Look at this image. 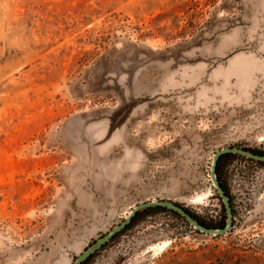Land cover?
Here are the masks:
<instances>
[{
    "label": "rangeland",
    "instance_id": "374dc122",
    "mask_svg": "<svg viewBox=\"0 0 264 264\" xmlns=\"http://www.w3.org/2000/svg\"><path fill=\"white\" fill-rule=\"evenodd\" d=\"M226 147L264 151V0H0V264H73L155 199L218 220ZM223 173L229 232L156 213L88 264H264V163Z\"/></svg>",
    "mask_w": 264,
    "mask_h": 264
},
{
    "label": "water",
    "instance_id": "95a60500",
    "mask_svg": "<svg viewBox=\"0 0 264 264\" xmlns=\"http://www.w3.org/2000/svg\"><path fill=\"white\" fill-rule=\"evenodd\" d=\"M226 153H232V154H239L242 156H245L247 158H251L257 161L264 162V154H257L254 153L250 150L241 148V147H226L218 150L215 152L213 159H212V164H211V169H210V174H211V180L213 182V185L219 194L220 198L222 199L225 212H226V223L225 226L222 228H210L206 227L202 224H200L191 214H189L182 206L169 201V200H163V199H155L151 201H146L137 204L134 206L128 215L124 218L123 221H121L119 224L114 226L111 230H109L105 235L94 241L91 245H89L82 253H80L74 260L73 264H81L83 261H85L91 254L99 250L103 244H105L107 241H109L115 234H117L119 231H121L132 219V217L140 210H143L148 207L152 206H163L166 208H169L173 211H176L179 213L181 216H183L191 226H193L195 229H198L201 232H204L206 234H211V235H222L230 231L232 228V223H233V212H232V207L230 204V199L229 197L225 194L224 190L222 189L219 180L217 178L216 174V165L219 157L223 154Z\"/></svg>",
    "mask_w": 264,
    "mask_h": 264
},
{
    "label": "trees",
    "instance_id": "16d2710c",
    "mask_svg": "<svg viewBox=\"0 0 264 264\" xmlns=\"http://www.w3.org/2000/svg\"><path fill=\"white\" fill-rule=\"evenodd\" d=\"M245 149V148H244ZM247 149V148H246ZM250 150L254 153L257 154H264V151H257L254 149H247ZM237 158H243V159H247L249 161H253V162H257V163H264L261 161H257L251 158H246L245 156L239 155V154H232V153H226L223 154L219 157L218 161H217V165H216V174H217V178L219 180V183L222 187V189L224 190L225 194L229 197L230 199V204L232 207V212H233V216H234V208H233V204H232V196L230 195L229 189L226 185L225 182V178H224V173H223V169L226 167V165H229L232 163L233 160L237 159ZM218 198L221 201V210H222V216L218 219V220H204L202 217H200L199 215L195 214L193 211H191L190 209L186 208L184 205H181L179 203H176L180 206H182L189 214H191L200 224L206 226V227H210V228H222L225 226L226 223V212H225V208L222 202V199L220 198L219 194H218ZM156 213H168V214H172L175 217L180 218L181 220H183L188 226H191L190 223L183 217L181 216L179 213H177L176 211H173L169 208L163 207V206H152V207H148L145 208L143 210L138 211L131 219V221L121 230L119 231L117 234H115L109 241H107L105 244H103V246L100 249L105 248L110 242L114 241L117 237H119L121 234H123L125 231L129 230L130 228H132L133 226H135L137 223H139L140 221L146 219L149 216H152ZM99 249V250H100ZM99 250H97L96 252H94L93 254H91L85 261H83L81 264H88L94 257L95 255L99 252Z\"/></svg>",
    "mask_w": 264,
    "mask_h": 264
}]
</instances>
